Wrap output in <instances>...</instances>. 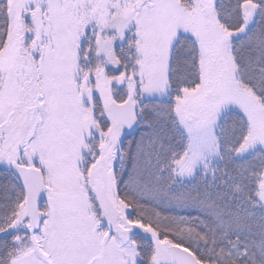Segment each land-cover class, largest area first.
Wrapping results in <instances>:
<instances>
[{
  "label": "snow or ice",
  "instance_id": "1",
  "mask_svg": "<svg viewBox=\"0 0 264 264\" xmlns=\"http://www.w3.org/2000/svg\"><path fill=\"white\" fill-rule=\"evenodd\" d=\"M0 264H264V0H0Z\"/></svg>",
  "mask_w": 264,
  "mask_h": 264
}]
</instances>
